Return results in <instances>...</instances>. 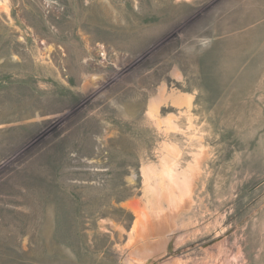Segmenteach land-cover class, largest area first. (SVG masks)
<instances>
[{
  "label": "rangeland",
  "instance_id": "374dc122",
  "mask_svg": "<svg viewBox=\"0 0 264 264\" xmlns=\"http://www.w3.org/2000/svg\"><path fill=\"white\" fill-rule=\"evenodd\" d=\"M0 264H264V0H0Z\"/></svg>",
  "mask_w": 264,
  "mask_h": 264
}]
</instances>
